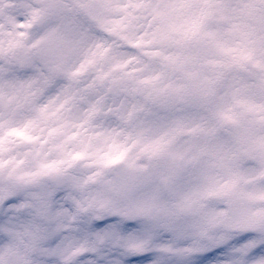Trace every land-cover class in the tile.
I'll return each instance as SVG.
<instances>
[{"label":"snow or ice","instance_id":"6c2138e0","mask_svg":"<svg viewBox=\"0 0 264 264\" xmlns=\"http://www.w3.org/2000/svg\"><path fill=\"white\" fill-rule=\"evenodd\" d=\"M188 6L19 0L15 31L5 25L7 37L0 34V87L14 83L36 107L32 119L0 133V145L14 137L58 151L23 173L0 160V248L9 233L33 240L25 259L0 251V264H264V112L237 139L234 111L210 101L194 123L211 136L179 155L164 137L143 134L184 113L188 93L264 99V44L236 50L224 25L213 33L203 15L183 18ZM98 9L121 15L99 27L89 15ZM135 23L149 35L160 29L158 37L179 30L181 51L145 61L136 43H117L121 25ZM213 57L226 60L215 79L205 67ZM253 62L260 72L227 70ZM58 99L71 102V123L55 108ZM38 125H46L41 136Z\"/></svg>","mask_w":264,"mask_h":264},{"label":"rangeland","instance_id":"374dc122","mask_svg":"<svg viewBox=\"0 0 264 264\" xmlns=\"http://www.w3.org/2000/svg\"><path fill=\"white\" fill-rule=\"evenodd\" d=\"M204 1L205 0H187V3L189 6L184 9V11L182 13V17L187 18L193 14L203 15L205 20L208 21L211 25H213L209 29L211 32H213V33L217 32V30H218L217 26H219V25L225 26L223 29V31L225 33L224 39H225V42H227L230 47L235 49V46H238L241 44H247V43L250 44V46H249L250 49L255 47V45L252 43V41L250 39L251 37L249 38L247 35L243 34V35H241L240 38H237L236 34L233 33L232 25L230 28L227 27L230 23L228 18H230L231 14L233 13L232 11H230V9L226 8L227 11H223L221 13V20H218V11L220 10L218 7H214L213 9H211V7L209 6V8L203 12V10H201L200 8H197L195 6L196 4H203ZM206 1H209L211 3L210 5H212L213 3H216V4L219 3V0H206ZM92 2H99V0H92ZM237 3H238V6H236V14L242 15L244 17L243 21H242L243 29H249L250 28V31L252 33H254V30H255L257 32V34L258 35L260 34L262 36V38L264 39V11H262V7H264V0H248L247 4L240 3L237 0ZM99 10L100 9L89 13L91 19L94 22H95L97 15L99 14L98 13ZM15 13H16V11H11L8 13V15L0 14V28L1 29H2V26H5V25L15 26V24H14ZM179 19H181L180 16H175V17H173V22H176V20H179ZM156 32H159V31L156 30ZM156 32H153L151 35H149L148 31H146V30L141 31V29H135V27H133V26H131V27L126 26V29L123 30L121 33H125V35H131L132 38H134V39L138 38L134 43H136L138 45V49H139V51H141V55L144 57L145 61H147V57L148 58L149 57H155V61H158L161 58V56H164V55L167 56V54H169L170 58L172 59L173 56H175L178 52L181 51L183 41H182L181 34H180L179 30H177L176 32L171 33V34L167 33L166 36L169 37L167 39V41H169L173 45V46L168 47V48H166V46H165V40L163 41L162 36L158 37L156 35ZM121 37H122V39H120V41H124L123 44L127 43L126 39L125 40L123 39L124 35H122ZM263 44H264V42H263ZM256 49H253V50H256ZM121 55H130V54L121 52ZM212 59H213V63L210 64L209 66L213 65L214 63H219L220 61L226 62L225 58H221V57H213ZM134 61H135V58L133 57V62ZM148 61L150 62V60H148ZM133 66L135 69L143 70L148 65L147 64L146 65H137V64L133 63ZM223 69L224 70H222V71L226 70L225 68H223ZM252 69H254V68H252ZM227 70L242 71L240 67H236L235 65H233L231 63L227 64ZM218 73L219 72H214V74L209 73L207 76H208V78H211L213 75H217ZM242 73H244V72H242ZM136 74H138V73L135 71L132 73V75H136ZM210 75H212V76H210ZM211 79H214V78L212 77ZM69 91H71V90H69ZM15 92H16L15 94L14 93H12V94L14 96L15 102L18 105H20L17 107H20V108L22 106L27 107L29 104H26L25 102H23L26 97L22 98L18 91H15ZM32 99H33V97H31V100ZM213 100H216L218 103H220L226 107H229L230 99L228 97L217 98L214 94ZM256 101L257 102L259 101L257 96H256ZM209 102H210L209 100H205L202 103H203L204 107H206ZM70 103H71L70 101L68 103H65L63 100H59V99L56 100L55 102L53 101L55 108L60 109V112L63 114L62 118H66V120H65L66 123L72 122L71 116L73 115V113L71 112ZM260 103H262V102H260ZM61 104H64L63 108H60ZM2 108L3 107H1L0 110ZM247 108H249V107L247 106ZM195 110L196 109H194L190 112V114H191V116H193V118L191 119V121L187 122L188 128H189V126L192 127L194 125V120L196 118ZM260 114H261L260 112H259V114H255V117L259 118ZM30 116L27 118L28 120L32 119V117H30ZM55 118L56 117H53V119H55ZM246 121H248V119L245 120L244 122H246ZM4 122L6 123V119H4ZM18 123L19 124L18 125L16 124V126H14L15 124H13V123L8 124V125L6 124V126L3 128V132L5 130H7L8 128H11V127H20L25 123V121L23 119L21 122H18ZM244 125H245V123H242L238 126V125L234 124V122L233 123L231 122L232 128L236 127V128H234L235 130L242 129ZM45 128H46V125H38L34 134L37 136L43 135ZM143 130H145V129H143ZM163 130L172 131L173 125L169 124V125L165 126L164 128L158 127V128H155L154 131H155V133H157V132H161ZM147 131L145 130V132H147ZM248 132L245 131L244 135L240 134V132H239V133L235 134L236 135L235 137L237 139H244L248 135ZM159 135L160 134L158 133L157 136H159ZM172 142H178V137L173 138L170 141V144ZM19 151H22L20 154V158L23 161H26L31 166H36L39 164L41 159H53V158H55L56 152L58 150L51 143L47 144V145H41L39 143H33V144H30L28 147L20 148ZM25 154L27 157L26 160H25V158H26ZM0 160H3V158H0ZM33 160H34V163H33ZM11 167H13V166H11ZM26 168H27V170H25V172L30 170V168H29V166H27V164H26ZM8 243H14L15 248H13L9 245L8 246L4 245L2 248H0V251L12 252L14 255L16 253H19V251H20L21 254L25 256V252L30 250L33 246V240L30 236H27L25 234H19V233H9V242ZM19 256L21 257L20 253H19ZM24 259H25V257H24Z\"/></svg>","mask_w":264,"mask_h":264},{"label":"bare ground","instance_id":"6f19581e","mask_svg":"<svg viewBox=\"0 0 264 264\" xmlns=\"http://www.w3.org/2000/svg\"><path fill=\"white\" fill-rule=\"evenodd\" d=\"M238 1L240 3H244V4H247V2H248V0H238ZM106 2L115 3V0H106ZM18 3H19V0H0V14L8 15L9 12L16 11V6ZM213 4H216V3H213ZM207 5H209V2L206 3V6ZM213 8L214 7H211V9H213ZM218 8L220 9L218 11V20H221V13L223 11H227V10H226V8H223V7H218ZM230 11H232L233 13L231 14V17L228 19L230 22L229 24L232 25L233 33L236 34L237 38H240L241 35H243V34L247 35L249 38L251 37L250 39H251L252 43L255 45V47L252 49H256V48L259 49L264 42V39L262 38V36L260 34L258 35L255 30H254V33H252L250 31V28L249 29H243L242 21H243L244 17L242 15L236 14V6L231 8ZM120 15L121 14H119V13H113L111 17L106 18L103 10H100L99 14L96 17L95 23L99 27H103L106 23L115 22V20L119 19ZM11 26H12V31L14 32L15 26H13V25H11ZM131 26L135 27V29H141V24H139V23L132 24ZM7 31L8 30L5 26H2V29L0 28V34L4 35L5 38L7 37ZM157 31H160V29H157ZM119 34H120V32H119ZM166 35H167V33L162 35L163 41L165 40ZM167 42L168 41H165L166 48L171 47L172 45L167 43ZM167 56L171 60L169 54H167ZM148 60H150V62H155V57H149V58L147 57V61ZM252 68H254V69H252ZM206 69H207V75H208V73H211L212 71L220 70V68H218V67L209 66V65H206ZM174 70H177V69H174ZM247 71H249V72L250 71L251 72H260L261 68H257V66L256 67L249 66V69H247ZM239 72L242 73V71H239ZM210 76H212V75H210ZM214 76L215 75H213V78H214ZM69 90H71V89H69ZM15 91H17V85H15L12 82H8V83L4 84L2 87H0V108L3 107L0 110L1 111L0 112V133H3V128L6 126V124L8 125V124L13 123V124H15L14 126H16V124L18 125L19 124L18 122H21L23 119L25 122H27L28 121L27 118L31 114H33V111L36 107V99L35 98H33L31 100L30 104L27 107H23V106L21 108L17 107L20 105H18L15 102L14 96L12 94V93L15 94L16 93ZM213 96H214V92L206 94V95H201V94H197V93H188L184 97V106H185V112L184 113L180 114L177 117V119H175L171 122L163 123L160 125H154V126H152V125L146 126V128H144V129L146 131L147 130L148 131L145 132V130H143V134L146 137L153 138V139L159 138V137H164L168 141L169 148L175 150L173 152V155L181 154L180 151H183V152L189 151L194 146L195 142L200 137L211 135V133L207 132L205 129H203L199 126L197 129H195V127H196L195 124L192 127L191 126H189V128L187 127V122L191 121V119L193 118V116H191L190 112L192 110L196 109L195 112L198 113L202 108H204V105L202 102H204L205 100L213 101ZM256 96L258 97V100H259L258 102L256 101ZM244 97H245L243 100L244 104H240L239 108L234 111V113H235L234 117L239 116V114L245 113V118L240 123V124L245 123V125L243 126L242 129L236 130L235 134L240 132V134L244 135L245 131L246 132L249 131L248 134H250V132L252 133L254 130L253 129L254 121H256L258 119L257 117H255V114H259V112L260 113L264 112V99H261L256 94H248V93H244ZM260 102H262V103H260ZM246 105L249 108H247ZM30 117H32V115ZM4 119H6V123L4 122ZM247 119H248V121L244 122ZM169 124L173 125L172 131L163 130L161 132L155 133V131H154L155 128H158V127L164 128L165 126H167ZM240 124H238V126ZM234 128H236V127H234ZM158 133L160 134L159 136H157ZM175 137H178V142H172L170 144V141ZM29 145L30 144L25 143L22 140H18L14 137H6L3 144L0 145V158H3V160L7 164L13 166L18 171L23 173V172H25V170H27L26 164H27V166H29V163H27L26 161H23L20 158V154L22 151H19V150H20V148L28 147ZM25 160H26V158H25ZM21 161H23V164L20 163ZM33 163H34V160H33ZM5 245L6 246L9 245V246L15 248L14 243H7ZM19 253H20L21 257L19 256ZM19 253H16L14 256L17 259L23 260L25 256L22 255L20 251H19Z\"/></svg>","mask_w":264,"mask_h":264}]
</instances>
